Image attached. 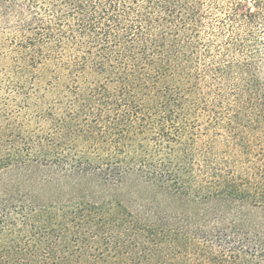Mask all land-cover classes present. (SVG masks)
<instances>
[{
  "label": "trees",
  "instance_id": "trees-1",
  "mask_svg": "<svg viewBox=\"0 0 264 264\" xmlns=\"http://www.w3.org/2000/svg\"><path fill=\"white\" fill-rule=\"evenodd\" d=\"M0 264H264V0H0Z\"/></svg>",
  "mask_w": 264,
  "mask_h": 264
},
{
  "label": "rangeland",
  "instance_id": "rangeland-1",
  "mask_svg": "<svg viewBox=\"0 0 264 264\" xmlns=\"http://www.w3.org/2000/svg\"><path fill=\"white\" fill-rule=\"evenodd\" d=\"M1 92V91H0Z\"/></svg>",
  "mask_w": 264,
  "mask_h": 264
}]
</instances>
